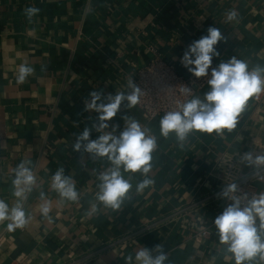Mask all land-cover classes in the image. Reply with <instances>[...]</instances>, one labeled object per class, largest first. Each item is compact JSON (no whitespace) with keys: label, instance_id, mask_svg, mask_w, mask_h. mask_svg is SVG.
I'll list each match as a JSON object with an SVG mask.
<instances>
[{"label":"crops","instance_id":"obj_1","mask_svg":"<svg viewBox=\"0 0 264 264\" xmlns=\"http://www.w3.org/2000/svg\"><path fill=\"white\" fill-rule=\"evenodd\" d=\"M29 6L40 9L31 22L24 13ZM231 10L237 17L228 21ZM210 26L225 37L215 46L217 65L235 56L249 70L264 67V0H0V199L15 204L12 180L21 162L30 161L36 177L24 203L29 223L14 231L7 230L8 221L0 224V264H71L79 259L83 264H126L129 255L138 264L140 247L152 250L156 245L168 254L165 264H235L214 225L221 201L183 220L171 215L218 188L224 156L264 154V92L248 101L234 130L220 135L193 131L183 147L174 132L161 135L162 117L148 123L136 106L123 102L105 131L119 125L118 135L127 116L156 137L157 147L147 177L121 169L132 188L119 210L96 198L98 176L111 162L73 149L86 127L91 140L101 134L92 128L98 113L85 111L90 92L101 93L102 99L129 94V82L153 56L150 46L178 73L189 75L181 57ZM24 63L34 72L18 84ZM208 91L209 86L194 97L203 99ZM61 167L74 180L76 202L62 200L51 189V177ZM243 173L254 175L256 190L264 192V166L244 162ZM145 178L153 183L138 192ZM41 191L51 201V221L40 213ZM93 205L97 211L89 215ZM157 220H162L160 230L126 245L116 242ZM209 225V239L191 237Z\"/></svg>","mask_w":264,"mask_h":264},{"label":"clouds","instance_id":"obj_2","mask_svg":"<svg viewBox=\"0 0 264 264\" xmlns=\"http://www.w3.org/2000/svg\"><path fill=\"white\" fill-rule=\"evenodd\" d=\"M39 11V8L32 6L24 9L29 22ZM236 17L235 10L227 13L228 21ZM207 33L188 45L180 62L196 78L209 77L211 68L210 77L207 79L210 91L205 93L203 99L197 96L184 103L177 102V110L168 111L160 120L161 135L168 137L174 132L177 140L181 142V147L193 131L220 135L225 130H234L248 101L264 92V67L257 66L249 70L248 64L235 56L212 67L213 57L220 55L215 46L225 37L216 27L210 26ZM33 72L34 69L27 63L21 64L18 68L17 83L23 84ZM128 86L132 91L127 95L117 92L102 99L101 93H89L91 100L85 101V111L98 113L99 122L93 124L92 128L101 134L91 140V129L86 127L73 145L74 151L79 152L83 148L84 152L93 157H107L111 162V167L98 176L100 183L96 198L104 207L112 210L121 208L132 188L131 178L125 179L121 169L124 172H140L147 177L151 170L152 153L157 147L156 137L148 134V130L142 128L138 121L127 116L123 117L125 126L118 135L116 131L119 125H112L111 131H105L109 129L108 121L117 115L123 102H127L128 108L135 107L140 102V87L133 80ZM180 90L185 95L191 93V88L187 86L181 87ZM241 162L255 167L264 166V154L254 157L250 152L245 153ZM30 163L21 162L14 169L12 185L15 204L10 207L0 199V224L8 221V231L24 228L31 219L26 215L24 208L28 194L36 185L34 172L28 166ZM152 183L151 179L145 178L137 185V191H142ZM50 186L62 200L76 202L79 199L74 180L64 174L62 167L51 177ZM239 193L237 184L231 183L224 186L219 194L221 198L231 201L214 219L219 243L226 245V251L232 255L235 264H264V192L251 197L247 193ZM40 200V213L51 221L49 213L52 204L43 191L40 192ZM96 211L97 206L93 205L89 215ZM167 260L168 254L164 252L163 245H156L152 250L140 247L135 254L138 264H165ZM125 261L126 264H132L133 257L129 255Z\"/></svg>","mask_w":264,"mask_h":264},{"label":"built area","instance_id":"obj_3","mask_svg":"<svg viewBox=\"0 0 264 264\" xmlns=\"http://www.w3.org/2000/svg\"><path fill=\"white\" fill-rule=\"evenodd\" d=\"M149 51L153 55L150 62L147 66L139 70L133 82L142 90L140 102L136 107L140 110L142 117L148 123H151L157 118L163 117L168 111L177 110V102L184 103L208 87L207 79L210 77L211 68L209 69V77L196 78L191 73L184 76L178 73L173 64L165 61L153 46L149 47ZM216 66L217 64L213 60L212 67ZM183 86L191 88V93L188 95L182 93L180 89ZM131 91L132 89L129 93ZM242 156L243 154L238 152L224 156L221 160L224 170L220 177V185L218 188L207 195L184 204L177 211L173 212L171 218L173 220H183L196 210L209 208L212 204L219 201L223 203V212L224 208L231 201L221 198L219 194L222 192L224 186L231 183L237 184L240 189L239 194L247 193L251 197L254 194L261 193L256 190L254 184L255 176L243 173L244 162H241ZM161 226L162 220L143 223L125 233L116 242L126 245L156 230H160ZM211 228L212 226L209 225L198 229L192 233L191 237L197 241L207 240L211 235ZM83 261L84 259L73 260L71 264H83Z\"/></svg>","mask_w":264,"mask_h":264}]
</instances>
